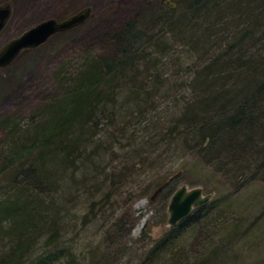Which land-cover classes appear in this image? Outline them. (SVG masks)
<instances>
[{
	"label": "trees",
	"instance_id": "1",
	"mask_svg": "<svg viewBox=\"0 0 264 264\" xmlns=\"http://www.w3.org/2000/svg\"><path fill=\"white\" fill-rule=\"evenodd\" d=\"M176 2L177 6H152L141 21L128 19L108 34L116 51L88 48L77 61L62 62L56 70L59 90L33 110L24 125L14 116L2 120L7 154L0 164V231L6 233L10 248H3L0 264H56L60 259L81 264L77 255L57 244L69 216L55 197L63 183L53 190L46 184L76 171V158H87L85 166L96 164L99 146L107 147L99 156L114 147L115 143L107 146V140L121 144L130 137L132 168L138 164L140 170L157 175L155 188L181 170L165 169L173 157L202 158L244 183L264 179V0ZM225 6L231 8L228 13L222 12ZM251 16L250 23L260 22L256 32L248 29L249 24L244 29ZM168 35L184 48L186 58L177 62L183 68L177 66L176 73L186 78L176 84L169 77L163 79L167 95L160 96L158 105L153 95L163 89L151 87L161 74V64L153 48ZM167 99L168 105L163 103ZM161 105L165 106L158 114L147 115ZM213 204L196 208L172 226L140 262H158L169 250L164 264H186L185 252L173 247L189 227L212 221ZM44 232L49 237L45 249L27 257ZM98 258L99 263L109 260ZM208 262L206 257L202 264Z\"/></svg>",
	"mask_w": 264,
	"mask_h": 264
},
{
	"label": "rangeland",
	"instance_id": "2",
	"mask_svg": "<svg viewBox=\"0 0 264 264\" xmlns=\"http://www.w3.org/2000/svg\"><path fill=\"white\" fill-rule=\"evenodd\" d=\"M162 3L169 6L172 1L0 0V6L12 8L7 24L0 31V52L10 41L41 20L49 17L62 20L82 9H91L89 17L80 25L55 33L37 47L24 48L9 65L0 68V164L7 154L3 119L14 116L24 125L33 110L59 90L56 70L62 62L77 61L79 54L88 48L101 53L116 51L117 46L108 40V34L118 31L128 19L141 21L151 8ZM174 42L168 35L160 47L153 49L160 59V71L164 70L165 76L167 74L176 84L186 76L184 71V76L178 77L179 73H176L179 61L176 55L184 54V48L175 42L174 48L165 51L164 44ZM185 58L183 55L182 60ZM182 68L178 66L179 70ZM187 79L190 80L189 76ZM166 90L163 88L161 93L153 95L158 105L160 96L167 95ZM180 91L184 92L177 90L175 93L180 94ZM163 103L168 105V99ZM163 106L150 109L147 115L158 114ZM106 136L112 138L113 134ZM121 141L120 144L114 139L107 140V146L115 143L103 156L107 158V164L105 161L97 164V172L88 170L86 178L84 173L77 171L76 182L68 183L66 179L63 188L56 193V202L63 213L69 214L65 219L66 231L57 242L60 248L77 255L81 264H144L140 262L141 257H147L154 243L172 227L168 222V206L174 191L182 185L188 188L201 186L205 194L211 195L209 202L214 201V218L189 227L184 238L174 245V250H183L184 259L188 258L187 263L190 264H202L206 257L208 264H264V179L256 178L244 183L238 178H228L202 158L194 156L175 160L173 157L167 161L169 164L165 169L173 171L181 167L174 175L176 179L171 181L174 177L168 178V185L155 188L152 182L157 175L151 176L145 169L140 170L138 164L132 168L129 156L132 146L128 145L131 138ZM98 148L97 160L107 147ZM112 172L116 173L112 178L115 181L103 178L104 175L110 178ZM42 195L46 198L44 193ZM0 232L1 255L3 248L5 251L10 248V243L6 233ZM48 238L45 232L38 236L32 253L27 257L42 252ZM168 251L162 254V259L151 264L166 263L165 257L170 255ZM101 255L109 260L99 263L98 256ZM28 261L26 258L25 262ZM56 264L65 262L60 259Z\"/></svg>",
	"mask_w": 264,
	"mask_h": 264
},
{
	"label": "water",
	"instance_id": "3",
	"mask_svg": "<svg viewBox=\"0 0 264 264\" xmlns=\"http://www.w3.org/2000/svg\"><path fill=\"white\" fill-rule=\"evenodd\" d=\"M11 13V6H0V31L7 24ZM90 13L91 9L85 8L66 19L59 20L49 17L31 26L2 49L0 52V68L10 64L24 48L37 47L55 33L80 25L89 17ZM210 199L211 195L205 194L201 186L192 188H188L186 185L180 186L172 194L169 202V224L176 225L188 217L195 208L208 203Z\"/></svg>",
	"mask_w": 264,
	"mask_h": 264
},
{
	"label": "bare ground",
	"instance_id": "4",
	"mask_svg": "<svg viewBox=\"0 0 264 264\" xmlns=\"http://www.w3.org/2000/svg\"><path fill=\"white\" fill-rule=\"evenodd\" d=\"M177 0H173L172 1V5L173 6H177L178 5V3L176 2ZM230 1H232V0H230ZM226 7V6H225ZM231 10V8L230 7H226V8H224L223 9V11L222 12H226V13H228L229 11ZM234 16V15H233ZM252 16H254V15H252ZM250 17V19H249V22L248 23H246L245 24V27H244V24L242 25V27L241 28H243L244 27V29L247 27V25L249 26V28L248 29H250L251 31H255L256 32V30H258V28H259V25H260V22L258 21V23H256V24H254V22H251V23H253V24H251L250 23V21H252V19H253V21H254V18L253 17ZM175 45H177V43H165L164 44V46H165V51H167L168 49H172V48H174L175 47ZM180 52V51H179ZM173 54H175V53H173ZM182 57H183V54L181 55L180 53L178 54V55H176V58L179 60V61H182ZM168 77V75L166 74V76H165V74H164V70H161V74L158 76V79H156L154 82H152V84H153V86L151 87V89L152 90H154L156 87H161V89H163L165 86H164V84H162V83H160L163 79H165V78H167ZM148 78L149 77H142L141 79L143 80V81H147L148 80ZM189 93H190V91H188ZM99 112H102V111H99ZM112 127L113 126H115V125H111ZM103 156H105V155H100L99 156V159L97 160L96 159V157L94 158V160H95V162H96V164H94V165H87V166H85V162L86 161H88V159L87 158H83V159H80V157L79 158H76L77 159V162H78V164H79V168H76L77 170L76 171H72V172H69L68 174H66L65 176H62V177H60V178H58V177H53L51 180H50V182H48L47 184H46V186H47V188L48 189H51V190H53V189H55V188H57V187H59L60 186V184L61 183H63V182H65L66 181V179H67V181H68V183H70V181H72L71 183H73V181L74 182H76V178H75V175L76 174H78V172L77 171H82L83 170V166H85L86 167V169H87V171L89 170L90 172H93V170L96 168V166H97V164L98 165H100V164H102L101 162L102 161H105L107 158L106 157H103ZM93 159V158H92ZM105 164H107V162L105 161ZM81 167V168H80ZM85 169V168H84ZM83 173V172H82ZM87 173H89V172H86L85 174H87ZM113 173V175H111L110 176V178L107 176V175H104V177L103 178H105L106 180H114V179H112L113 177H114V175L116 174L115 172H112ZM101 175H103V172L101 173ZM115 181V180H114ZM196 209V208H195ZM194 209V210H195ZM194 210H193V212H194ZM192 212V213H193ZM191 213V214H192ZM190 214V215H191ZM172 226H175V225H172Z\"/></svg>",
	"mask_w": 264,
	"mask_h": 264
}]
</instances>
